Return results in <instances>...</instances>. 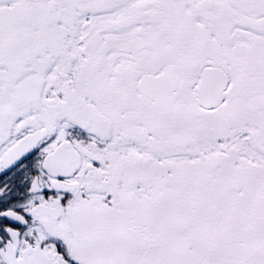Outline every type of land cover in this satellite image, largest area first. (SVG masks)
<instances>
[{
	"label": "snow or ice",
	"instance_id": "obj_1",
	"mask_svg": "<svg viewBox=\"0 0 264 264\" xmlns=\"http://www.w3.org/2000/svg\"><path fill=\"white\" fill-rule=\"evenodd\" d=\"M0 264H264V0H0Z\"/></svg>",
	"mask_w": 264,
	"mask_h": 264
}]
</instances>
